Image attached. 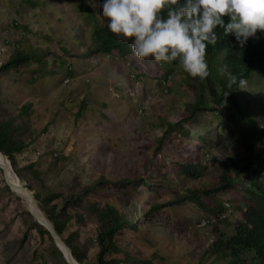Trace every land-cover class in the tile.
<instances>
[{"label": "rangeland", "instance_id": "374dc122", "mask_svg": "<svg viewBox=\"0 0 264 264\" xmlns=\"http://www.w3.org/2000/svg\"><path fill=\"white\" fill-rule=\"evenodd\" d=\"M70 1L0 0V65L15 47L32 46L36 55L0 72V119L5 108L16 113L30 104L28 115L19 120L25 124L28 146L16 155L15 176L28 189L29 183L33 186L41 212L40 201L55 205L58 213L65 208L67 214L58 215L67 221L64 235H74L87 259L98 250L101 223L94 210L112 202L136 226L116 235L131 256L152 264H224L203 255L215 238L210 225L215 217L202 203L188 199L149 211L154 202L166 203L189 185L199 186V181L181 176L176 161L197 160L208 152L202 156L207 170L203 181L220 173L227 153L220 119L203 113L184 124L188 134L177 130L165 136L167 122L180 119L183 103L155 88L151 76L159 74V63L132 54L122 58L87 52L88 31ZM86 1L105 21L99 0ZM132 60L147 74L137 76ZM174 77L177 89L181 76L175 72ZM260 111L264 116V105ZM163 137V148L157 150ZM203 137L211 142L206 144ZM227 140L236 151L233 139ZM145 177L148 183L141 181ZM91 185L95 188L83 192ZM238 190L223 193L222 201L239 197ZM45 229L0 167V264H62Z\"/></svg>", "mask_w": 264, "mask_h": 264}, {"label": "trees", "instance_id": "16d2710c", "mask_svg": "<svg viewBox=\"0 0 264 264\" xmlns=\"http://www.w3.org/2000/svg\"><path fill=\"white\" fill-rule=\"evenodd\" d=\"M70 4L88 31L90 49L87 52L117 54L122 58L131 55L127 40L109 32L106 19L102 21L90 3L86 0H71ZM216 31V43L206 46L205 50L209 68L207 77H191L173 61L158 62L160 72L157 76L152 75L151 79L156 89L169 91L171 95L182 99L183 103L180 119L167 122L165 136L177 130L188 134L190 131L186 129L185 123L192 122L203 113H210L212 117L220 119L218 125L221 133L226 134L227 139H233L237 150H231L229 141L225 139L223 149L227 153L220 173L208 182L203 181L207 170L204 163L206 159L202 157L208 152L203 151L197 160L176 161L174 166L181 176L199 181V186L189 185L181 195L166 203L154 202L149 211L159 212L167 204L188 199L202 203L215 217V222L210 224L215 238L203 251L204 257L222 259L224 264H264V116L260 114V108L264 105V35L257 30L256 36L249 37L244 47L239 48L230 34L223 35L219 28ZM63 50L67 51L66 48ZM35 57L32 46L15 47L8 60L0 65V72ZM131 65L139 70L137 76L147 74L134 60ZM175 72L181 76L177 89L172 86ZM232 78L237 83L240 78H244L246 84L239 88L237 83L231 82ZM258 84H261L260 91L257 90ZM255 89L259 92L257 97L254 95ZM249 92L253 94L250 96ZM29 107V103H24L16 113L5 108V116L0 119V151L11 161L14 169H17L16 155L28 146V142L23 139L25 124L19 120L25 114L28 115ZM3 108L0 99V110ZM164 138L157 141V150L163 148ZM203 141L206 144L211 142L206 137H203ZM141 181L148 183V177L141 178ZM121 182L130 180L123 179ZM28 187L33 189L30 183ZM238 187L239 197L233 195L229 202L222 201L223 193ZM94 188V185L84 187L83 192ZM199 193L208 200H203ZM35 198L41 200L38 193ZM40 208L81 264H152L150 259L131 256L116 241L121 229L136 226L114 203L107 202L94 210L101 228L96 239L98 250L92 259L85 257L73 234L64 235L67 221L58 216L59 213L67 214L64 207L58 213L55 205L40 201ZM45 232L49 234L61 263L69 264L51 233L46 229Z\"/></svg>", "mask_w": 264, "mask_h": 264}, {"label": "clouds", "instance_id": "9594fccd", "mask_svg": "<svg viewBox=\"0 0 264 264\" xmlns=\"http://www.w3.org/2000/svg\"><path fill=\"white\" fill-rule=\"evenodd\" d=\"M99 9L108 31L126 39L134 57L176 61L201 79L209 75L205 50L216 43L218 28L239 48L257 30L264 35V0H99ZM245 84L240 78L237 87Z\"/></svg>", "mask_w": 264, "mask_h": 264}, {"label": "water", "instance_id": "95a60500", "mask_svg": "<svg viewBox=\"0 0 264 264\" xmlns=\"http://www.w3.org/2000/svg\"><path fill=\"white\" fill-rule=\"evenodd\" d=\"M0 153L2 154V155H4L1 151H0ZM7 160L9 161V165H10V168H12V165H11V163H10V160L7 158ZM3 169H4V172H5V168H4V166H1ZM14 173V172H13ZM14 175H16L15 173H14ZM7 179V178H6ZM7 182H8V184L12 187V188H16V189H19V190H21V191H24L25 193H27V195H28V201H29V203L31 204V206L32 207H36V205H35V202H34V197H33V195H32V193H31V190L30 189H28L25 185H23L21 182H20V179H19V177L18 176H15V181H13V180H8L7 179ZM14 184H16L15 186H14ZM31 210V209H30ZM31 212H32V214L36 217V219L42 224V225H44L45 227H47V229L50 231V233H51V235L53 236V238H54V240H55V242H56V244H57V246L59 247V249L64 253V256H65V258L67 259V261H68V263L69 264H81L79 261H77L75 258H74V256H73V254H72V250H71V248L67 245V243L60 237V235L56 232V230L54 229V227H53V225H52V223L42 214V216H39V215H37V214H35L34 212H33V210H31ZM42 213V212H41Z\"/></svg>", "mask_w": 264, "mask_h": 264}, {"label": "bare ground", "instance_id": "6f19581e", "mask_svg": "<svg viewBox=\"0 0 264 264\" xmlns=\"http://www.w3.org/2000/svg\"><path fill=\"white\" fill-rule=\"evenodd\" d=\"M1 166H4V168H5V176H6V178L8 179V180H13V181H15V175H14V173H13V170H12V168H10V165H9V161L7 160V158H5L4 156H2V154L0 153V167ZM16 184H14V186H15ZM16 187V186H15ZM17 188V187H16ZM15 188V189H16ZM23 197H25V199H26V202H27V205L29 206V208L31 209V210H33V212L35 213V214H37V215H39V216H42V213H41V211L38 209V207H32L31 206V204L29 203V201H28V195H27V193H25L24 191H21V190H19V189H16ZM77 264V263H76Z\"/></svg>", "mask_w": 264, "mask_h": 264}]
</instances>
